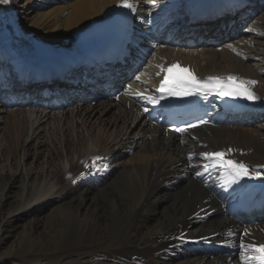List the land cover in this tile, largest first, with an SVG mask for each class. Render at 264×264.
<instances>
[{
	"label": "bare ground",
	"instance_id": "bare-ground-1",
	"mask_svg": "<svg viewBox=\"0 0 264 264\" xmlns=\"http://www.w3.org/2000/svg\"><path fill=\"white\" fill-rule=\"evenodd\" d=\"M133 1L144 18L165 17L175 25L182 21L187 0ZM118 3L11 0L0 5V84L4 76L14 78L15 61L43 65L69 57L112 19ZM253 13L261 16L243 31L236 28L237 40L229 41V35L222 34L217 46L178 52L159 46L119 87L122 95L118 103L104 98L95 107L78 104L70 109L72 100L58 114L39 109L24 118L0 103V116L6 114L4 123L14 129L12 137L9 129L2 133L5 139L8 135L13 138L9 141L19 146L28 134L29 128L24 126L36 115L32 136L46 129L44 125H53L48 163L65 158L70 167L68 171L49 164L42 172L0 176V264H245L239 239L264 242V213L249 219L237 204H230L227 194L242 183L224 187L218 172L205 171L207 161L199 154L232 149L230 158L264 177V125L259 124V113H264V0H249L240 16L249 21ZM248 21L240 22V27ZM178 60L194 66L202 77L231 74L256 80L252 90L260 96L261 104L248 107L247 123L238 127H203L182 137L166 136L163 128L153 126L147 118L145 108L153 104L136 93L155 97L162 75L157 76L156 66ZM109 117L115 123L113 132L106 134L100 124L98 134H92L96 122L104 123ZM79 121L84 125L80 127L83 135L75 141L72 130L61 125L68 123L74 128ZM122 121L129 126L120 136L117 129ZM142 123L130 136V130ZM61 131L64 136L59 149L55 143ZM84 131L92 134V145ZM110 146L116 148L112 151ZM122 146L134 149L129 162L99 163ZM75 154L87 163L79 173ZM246 197L248 202L256 200L254 192L247 191ZM226 249L236 252L224 254Z\"/></svg>",
	"mask_w": 264,
	"mask_h": 264
},
{
	"label": "snow or ice",
	"instance_id": "snow-or-ice-1",
	"mask_svg": "<svg viewBox=\"0 0 264 264\" xmlns=\"http://www.w3.org/2000/svg\"><path fill=\"white\" fill-rule=\"evenodd\" d=\"M11 0H0V5H8ZM155 3V0H152ZM118 7L135 11V4L132 0H119ZM231 47V46H229ZM235 51V49H233ZM239 54V53H237ZM159 71L157 76L163 74L156 91L160 93L159 97L148 96L145 97L143 93H136L138 98L144 99L146 103L153 105L159 104L161 100L169 97H189L193 95H207L215 94L218 97L241 98L248 101L255 102L260 99V96L252 90L258 82L256 80H244L235 75H228L226 77L209 76L205 79L198 78L188 68L181 67L178 63H173L168 66L157 65ZM140 80V76L136 77ZM148 109L145 108V111ZM207 123V121H201ZM196 124H189L188 127H196ZM175 131H187V128H177ZM232 149L225 151L204 152L199 155L203 157L207 163L205 164V171H216L219 173L224 187H231L233 184H238L241 180L247 179H262L259 172H252L250 167L240 161L229 158L228 154ZM96 159H99L97 157ZM191 159V157H190ZM95 165V160L93 161ZM202 175L197 172V176ZM243 235H248L244 233ZM239 249L245 264H264V242L257 244L256 242L246 243L243 237L239 239ZM251 254H248V253Z\"/></svg>",
	"mask_w": 264,
	"mask_h": 264
},
{
	"label": "rangeland",
	"instance_id": "rangeland-1",
	"mask_svg": "<svg viewBox=\"0 0 264 264\" xmlns=\"http://www.w3.org/2000/svg\"><path fill=\"white\" fill-rule=\"evenodd\" d=\"M16 0H14L15 2ZM256 5L258 4V2L255 3ZM254 14H256L254 16ZM20 16V11L18 12V17ZM261 16V14L259 13H253V16L250 17L249 21L247 22V24H244L243 27H240V23L237 24V28H240L239 31H243L245 28H248L251 24H254V22L256 21V19ZM248 18V17H247ZM239 31L236 32V35H232L227 38H229V41L232 40H237L239 37ZM222 41V40H221ZM80 100H73V102H76L75 106H77L78 104H82L85 106H97L101 103H103V101L100 103V101H93V102H89L86 104H83V102H79ZM74 103H72V107ZM7 111H11V110H15V112H20L22 117H26L30 116L29 114H32V112L36 111L33 110L31 108H24V109H6ZM18 110H22V111H18ZM59 111L61 110H56L53 111V113L58 114ZM31 123L34 121V119L36 118V115L31 116ZM7 118V115L4 114L3 116H0V176H4V177H8L9 175H14L16 174H20L22 172L29 173V172H42L44 169L48 168V165L50 164V166L52 167H64L66 168V170H70L69 164L67 162V160H59V161H54V163L51 165V163H48V152L47 150L51 147H53V144L51 143V138L49 136V134H52V129H53V125L48 124V126L44 125V127L46 129H42L40 132H38L37 134H35L34 136H32L33 130H31V123L28 125H25L24 127H28L29 130H27L28 134L26 136H24V139L20 142L19 146H16L12 141L13 138L12 137L13 134V128H11V126H9V124H5V120ZM96 118V117H95ZM95 118L92 120L93 122L95 121ZM106 120V119H105ZM114 120L111 122L110 117L107 118V121H105L104 123H100L99 121L96 122V125H94L93 127L95 128L92 132V134H98V130L101 126H104L103 130H106V134L107 132H113V128L112 125H115V123H113ZM260 125L263 124L264 125V121H261L259 123ZM64 125V126H62ZM61 125V127H63V129L66 128V130L71 131L72 130V136L75 139V141H77V139H79V135H83V133L81 132V129L84 128V125L82 123V121H79V123L76 125H74V128L68 123H63ZM143 125L140 124L139 126H137L136 128H134L133 130L135 131H131L130 130V136H133L135 134V132ZM78 126V127H77ZM119 127L117 129V131L121 130L120 133H118L120 136H123V128L125 129L126 127L129 126L128 123H126L125 121H122L121 124H119ZM81 127V129H80ZM52 128V129H51ZM121 128V129H120ZM9 129V130H8ZM102 129V127H101ZM127 129V128H126ZM5 130H8V135H10V137L7 135V139H5V137L2 135L3 132H5ZM44 130V132H43ZM83 131V130H82ZM48 132V133H47ZM88 132V133H87ZM84 131V137L86 138V140H89L90 145H92V141H91V136L92 134H90L89 131ZM96 132V133H95ZM132 132V133H131ZM7 133V131H6ZM118 134L113 133V136H118L117 138H119L117 141H120V136ZM63 133L61 131V134L58 135V140L56 141L55 145L61 149V142L63 141ZM36 138H38V143L41 142L42 145L38 146L37 140ZM8 140V141H6ZM45 141V143H44ZM59 141V142H58ZM117 143V142H116ZM114 144H112L113 146ZM111 147V150L113 151L116 147ZM131 149L133 150V152L131 151ZM124 148L123 146L118 148L117 151L115 153H113L111 158H108V156H104L102 157V159H99L100 163L102 164H106V165H112L114 162L115 163H127L131 160V158H133V154H134V149L133 148ZM63 153L66 155V152L63 151ZM85 158H77L76 154L74 155V162L77 163V170L76 172H80L81 168H83L84 164L85 166L87 165V163L84 162ZM110 159V160H109ZM200 163V162H199ZM95 166V165H94ZM239 232H241V229L239 230Z\"/></svg>",
	"mask_w": 264,
	"mask_h": 264
}]
</instances>
